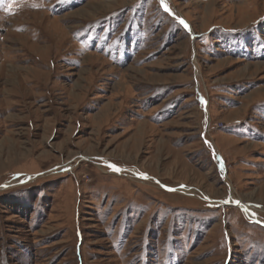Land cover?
<instances>
[{
    "label": "rangeland",
    "instance_id": "374dc122",
    "mask_svg": "<svg viewBox=\"0 0 264 264\" xmlns=\"http://www.w3.org/2000/svg\"><path fill=\"white\" fill-rule=\"evenodd\" d=\"M165 3L0 0V264H264V0Z\"/></svg>",
    "mask_w": 264,
    "mask_h": 264
},
{
    "label": "snow or ice",
    "instance_id": "6c2138e0",
    "mask_svg": "<svg viewBox=\"0 0 264 264\" xmlns=\"http://www.w3.org/2000/svg\"><path fill=\"white\" fill-rule=\"evenodd\" d=\"M160 3H161V7L163 8V10L165 12H169V14H171L170 9L168 8L167 4L165 3V0H160ZM179 23L181 25H183L186 30L190 31L189 25L185 21H183L181 19V20H179ZM108 167H110L113 171H119V169H118V167L116 165L110 164V165H108ZM144 178H146V176Z\"/></svg>",
    "mask_w": 264,
    "mask_h": 264
},
{
    "label": "bare ground",
    "instance_id": "6f19581e",
    "mask_svg": "<svg viewBox=\"0 0 264 264\" xmlns=\"http://www.w3.org/2000/svg\"><path fill=\"white\" fill-rule=\"evenodd\" d=\"M236 203H237L238 205H240V206L244 209L245 213H246L248 216H250L251 219L253 218V215L251 214V212H249L248 209H247V211H246V209L244 208V206H243L242 203H240V202H236Z\"/></svg>",
    "mask_w": 264,
    "mask_h": 264
}]
</instances>
